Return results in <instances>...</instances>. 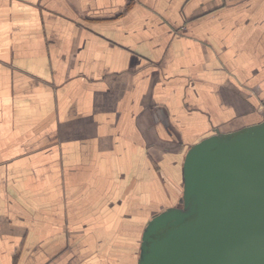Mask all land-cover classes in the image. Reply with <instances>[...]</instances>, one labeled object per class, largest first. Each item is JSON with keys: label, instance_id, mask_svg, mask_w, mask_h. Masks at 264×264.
<instances>
[{"label": "crops", "instance_id": "obj_1", "mask_svg": "<svg viewBox=\"0 0 264 264\" xmlns=\"http://www.w3.org/2000/svg\"><path fill=\"white\" fill-rule=\"evenodd\" d=\"M261 104L264 0H0V264H138Z\"/></svg>", "mask_w": 264, "mask_h": 264}, {"label": "water", "instance_id": "obj_2", "mask_svg": "<svg viewBox=\"0 0 264 264\" xmlns=\"http://www.w3.org/2000/svg\"><path fill=\"white\" fill-rule=\"evenodd\" d=\"M183 195L154 215L138 264H264V119L192 145Z\"/></svg>", "mask_w": 264, "mask_h": 264}, {"label": "built area", "instance_id": "obj_3", "mask_svg": "<svg viewBox=\"0 0 264 264\" xmlns=\"http://www.w3.org/2000/svg\"><path fill=\"white\" fill-rule=\"evenodd\" d=\"M259 111H260V113L264 116V104H261V105L259 106Z\"/></svg>", "mask_w": 264, "mask_h": 264}]
</instances>
